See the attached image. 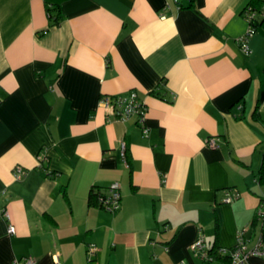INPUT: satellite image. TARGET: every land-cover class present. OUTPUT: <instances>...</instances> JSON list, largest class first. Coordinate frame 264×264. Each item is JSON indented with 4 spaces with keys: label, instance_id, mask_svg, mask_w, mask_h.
Listing matches in <instances>:
<instances>
[{
    "label": "crops",
    "instance_id": "0c3cea01",
    "mask_svg": "<svg viewBox=\"0 0 264 264\" xmlns=\"http://www.w3.org/2000/svg\"><path fill=\"white\" fill-rule=\"evenodd\" d=\"M259 3L0 0V264H228L264 239V19L236 42ZM132 91L146 135L100 107ZM116 182L117 211L90 200Z\"/></svg>",
    "mask_w": 264,
    "mask_h": 264
},
{
    "label": "built area",
    "instance_id": "2783aa9c",
    "mask_svg": "<svg viewBox=\"0 0 264 264\" xmlns=\"http://www.w3.org/2000/svg\"><path fill=\"white\" fill-rule=\"evenodd\" d=\"M259 6L256 7L254 5L248 4L246 5L242 15L246 19V22H248V35H244L242 37H239L236 39V42L240 45L242 48V51L244 53L248 54V51L250 50V46L247 43V38L252 35V33L255 31V26L260 22L261 19H264V0H258ZM101 101L100 107H102L106 112H108L112 117L114 116L115 120L118 121H124L134 117L136 119V122L139 123L142 126V132L144 135L147 134V127L144 123V117L146 113V107L145 102L138 98V95H136L135 91L130 92L125 97L123 96H107L104 95ZM125 142H122L120 144L122 149V157L124 158L126 154L125 149ZM207 143L213 148L218 147L216 138H210V140L207 141ZM125 161V159H124ZM126 165L127 162L125 161ZM23 170L20 167H17L14 172V177L19 178L22 174ZM120 188L119 184L111 183L108 186V192L106 193H99L97 194L96 200H98V203L102 206V208L110 210V211H117L119 208V205H121V199H120ZM225 199L224 201L229 204V202L233 201L234 198L238 197V194L234 193L231 194L229 192H225ZM260 211L264 212V204H260ZM5 216L10 218L8 214L5 212ZM8 232L10 234L15 233L14 226L12 224L8 225ZM245 237L242 233H239V235L236 238V243H234L233 247H231L230 250H225L223 248L218 249V253L227 255L230 259V264H245L247 261V258L250 256H259L262 259H264V239L259 238L256 245L249 249L248 246L245 244ZM205 240L204 235L201 234L200 236L197 235L193 243L190 245V249L193 252V254H197L198 258L203 260L204 262H207L210 257L209 253V247L205 246ZM96 246L93 244L88 245L86 251L87 255L91 256L96 251ZM34 258H24L19 261H15L14 264H35ZM58 264V263H57Z\"/></svg>",
    "mask_w": 264,
    "mask_h": 264
},
{
    "label": "trees",
    "instance_id": "16d2710c",
    "mask_svg": "<svg viewBox=\"0 0 264 264\" xmlns=\"http://www.w3.org/2000/svg\"><path fill=\"white\" fill-rule=\"evenodd\" d=\"M48 14H49V16H50V20H49V22H50V24L51 25H53V24H57L58 23V20H59V16H58V14H53V11H52V9H48ZM57 10H55L54 12H56ZM264 164V163H263ZM263 164L261 165V171H260V174L261 175H263V170H264V168H263ZM261 175H260V177H259V179L260 180H262V177H261ZM97 196V194H95V193H93L92 192V194H91V196H90V200L91 199H94L96 202H98V200H96V197ZM261 202H262V204H264V199H262L261 200ZM263 209H264V207H263ZM215 250H216V248L214 247V246H212V248L210 249L209 248V253H210V255H213L214 254V252H215ZM219 258H220V256H219ZM221 258H224L227 262H228V264H230V260H229V258L228 257H225V256H221Z\"/></svg>",
    "mask_w": 264,
    "mask_h": 264
}]
</instances>
